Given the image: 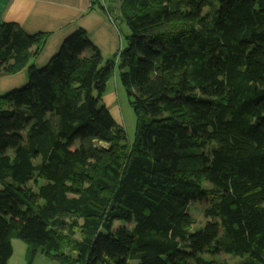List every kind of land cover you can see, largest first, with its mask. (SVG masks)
Wrapping results in <instances>:
<instances>
[{
    "label": "trees",
    "instance_id": "trees-1",
    "mask_svg": "<svg viewBox=\"0 0 264 264\" xmlns=\"http://www.w3.org/2000/svg\"><path fill=\"white\" fill-rule=\"evenodd\" d=\"M119 11L130 34L112 59L77 30L41 69L47 35L0 24V73L28 69L0 97V264L11 237L57 264H264V0ZM117 71L137 115L130 144L101 104Z\"/></svg>",
    "mask_w": 264,
    "mask_h": 264
},
{
    "label": "crops",
    "instance_id": "crops-1",
    "mask_svg": "<svg viewBox=\"0 0 264 264\" xmlns=\"http://www.w3.org/2000/svg\"><path fill=\"white\" fill-rule=\"evenodd\" d=\"M1 23L14 24L30 36L47 35L43 49L31 61L37 69L43 68L64 40L77 30L86 33L104 61L115 56L120 47V32L115 30L110 16L100 9L97 0H0ZM27 82V67L13 75L0 73V97Z\"/></svg>",
    "mask_w": 264,
    "mask_h": 264
},
{
    "label": "rangeland",
    "instance_id": "rangeland-1",
    "mask_svg": "<svg viewBox=\"0 0 264 264\" xmlns=\"http://www.w3.org/2000/svg\"><path fill=\"white\" fill-rule=\"evenodd\" d=\"M101 2L107 8L104 13H106L108 17L110 16L115 30L120 32V49L122 43H125L126 37L130 34L128 26L122 21V19H120V11L118 7L120 0H101ZM113 57L114 56L110 57L108 60L112 59ZM101 104L104 106L105 104L107 105L113 120L123 127L126 134V142L128 144L132 143L137 127V115L130 104L124 87L118 80V71L115 73V76H113V78L107 83L105 94L101 99ZM96 146L107 147V145L101 143L96 144ZM33 163L35 165L39 164L40 159L34 160ZM40 184H42V181H38L36 186L33 181H30L27 184V187L31 188L33 192H36L37 185ZM203 187L205 189H211L210 184L207 182L204 183ZM203 209V205L195 203L190 206V213L195 222V225L191 229L192 231H196L197 229L204 226L206 220L203 215ZM118 224L120 223L115 222V227H118L116 226ZM10 241L12 246V255L7 264H57L51 258L43 256L39 252H36L34 255H30L28 245L17 237H11ZM203 258L206 261L212 262V264H240V262H242L244 259L240 256L236 257L228 254H218L216 256L207 255ZM131 264H134V262H131Z\"/></svg>",
    "mask_w": 264,
    "mask_h": 264
}]
</instances>
